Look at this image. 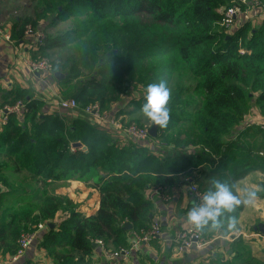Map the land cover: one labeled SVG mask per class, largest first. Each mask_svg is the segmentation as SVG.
Listing matches in <instances>:
<instances>
[{
	"label": "trees",
	"instance_id": "obj_1",
	"mask_svg": "<svg viewBox=\"0 0 264 264\" xmlns=\"http://www.w3.org/2000/svg\"><path fill=\"white\" fill-rule=\"evenodd\" d=\"M233 2L43 0L36 18L15 20L11 38L16 42L25 38L27 25L36 28L42 19L47 20L45 38L36 44L32 59L48 58L54 49L65 51L76 43L77 57L52 64L63 74L59 83L64 96L75 99L79 109L66 110L62 116L47 112L45 101L28 88L3 90L0 105L22 100L28 112L21 117L10 115L0 128V152L13 156L44 183L72 176L97 190L99 208L85 214L64 194L14 208L18 200L33 197L10 181L3 173L7 164L0 161V187H4L0 254H15L22 232L49 222L52 225L41 233L36 246L55 264H84L99 246L98 240L118 249L129 244L130 233L150 227L153 202L147 191L152 188L164 186L175 194L184 186L194 199L191 183L207 192L214 180H220L238 195V181L264 171V131L256 124H243L253 99L264 113V21L258 26L247 22L227 33L218 24L220 9ZM72 16L77 31H48ZM241 48L247 52L241 54ZM158 59L161 63L156 66ZM159 78H165L171 90L167 126L152 121L158 130L154 139L160 144H125L83 112L94 103L108 112L131 87L139 86L145 93L132 103L141 109L146 85ZM181 122L190 125L191 133ZM74 143L81 146L73 147ZM154 145L161 147L160 152L152 150ZM243 206L241 201L231 212H224L221 221L229 222L228 217L236 221ZM59 212L63 218L56 223ZM127 224L132 228L126 230ZM206 229V225L201 228Z\"/></svg>",
	"mask_w": 264,
	"mask_h": 264
},
{
	"label": "crops",
	"instance_id": "obj_2",
	"mask_svg": "<svg viewBox=\"0 0 264 264\" xmlns=\"http://www.w3.org/2000/svg\"><path fill=\"white\" fill-rule=\"evenodd\" d=\"M27 1L21 0V3H24L23 11L20 14L17 13L18 11L14 13L18 14L14 17V21L7 20L9 9L0 7V24L5 30H12L16 19L31 17L30 14H25L31 11ZM1 2L2 0L0 4ZM35 47L31 38L25 37L20 42L12 39V42H8L0 35V100L3 90L20 86L30 91V88L38 89L43 82L41 76L29 72L26 64L21 60L22 55L30 59ZM56 86H59L58 81L55 83ZM44 93L48 94L47 88ZM37 96L47 101L43 96L39 94ZM51 102H49L50 105ZM261 181H264V173L260 171H254L238 181L236 189L244 205L239 218L231 221V224L221 221L216 228H213L211 224L206 225L207 229L202 231L206 245L200 250H188L182 255L175 252L174 239L179 231L193 226L187 219L188 210L195 206L193 197L184 186L179 187L175 194H172L173 199L170 202L163 201L160 196L150 190L147 191V197L153 202L151 224L160 222L163 235L143 245L139 251L134 252L128 260L121 261L120 264H264V228L260 229V225L264 224V187L262 185L261 192ZM253 188L257 191V196L245 203L246 190ZM92 191L93 202L90 198H86L80 204L78 203L80 210L85 214H93L99 208V193L95 189ZM235 231L239 233V236L228 238ZM41 233L20 258L15 260V254L10 253L0 254V264H25L27 261H31L32 264H55L44 249L36 246ZM132 233L128 237V243L132 241ZM84 264H110V262L101 246H97Z\"/></svg>",
	"mask_w": 264,
	"mask_h": 264
},
{
	"label": "built area",
	"instance_id": "obj_3",
	"mask_svg": "<svg viewBox=\"0 0 264 264\" xmlns=\"http://www.w3.org/2000/svg\"><path fill=\"white\" fill-rule=\"evenodd\" d=\"M222 15L221 20L218 24L223 27L227 33H231L234 30H237L242 25L247 22L257 23L258 25L264 21V2L262 0H234L232 5L220 9ZM0 35L8 42H12L11 30H5L0 25ZM24 35L27 38L33 39L35 45L40 43L45 38V33L43 30L35 29L31 24L27 25L24 31ZM247 51L240 49L241 54H245ZM22 62L26 64V67L29 72L32 74H39V77L44 74H52L55 77V69L52 62L48 58H41L38 60L27 59L24 55L21 57ZM52 106L57 110L64 112L66 110L76 111L79 109L78 102L75 99H62L52 100ZM28 112V107L25 101L19 100L14 104H4L0 105V128L4 126L10 115H15L17 117L23 116L24 113ZM84 114L89 116L90 120L93 123L106 126L108 124L114 129L125 132L133 142H140L143 144L147 143H156L159 144L158 140H155L150 133V125H139L136 122H130L127 125L116 119V115L109 117L107 112H104L101 109L99 103H94L87 105L83 108ZM256 125L264 131V120ZM3 189L0 187V196ZM190 190L194 195L195 205L201 204L202 197L206 193L202 191L197 184L191 183ZM150 191L157 196H160L161 199L165 202H170L173 199L172 194L164 186H156ZM49 222L39 223L35 230L33 231H24L20 234L18 238V250L15 253L14 259H18L25 254V252L33 245L37 236L48 229ZM163 235V229L160 222H154L150 225L148 229L134 231L132 233V241L126 246L118 249H111L106 246V244L98 240L97 244L101 246L103 253L108 258L110 264H120L121 261L128 260L134 252L140 250V248L152 241L155 238H160ZM239 233L237 231L232 232L228 238L238 237ZM175 252L179 255H182L188 250H200L205 245L204 234L201 229H197L195 226H190L185 228L182 231H179L174 239Z\"/></svg>",
	"mask_w": 264,
	"mask_h": 264
},
{
	"label": "rangeland",
	"instance_id": "obj_4",
	"mask_svg": "<svg viewBox=\"0 0 264 264\" xmlns=\"http://www.w3.org/2000/svg\"><path fill=\"white\" fill-rule=\"evenodd\" d=\"M43 0H28L27 4L29 7H31V11L25 14H30L32 18H36L37 12L41 9V4ZM24 3H21V0H2L0 7H6L9 9L7 12L8 19L10 21H14V17L20 14L21 11H23V5ZM6 9V10H7ZM22 9V10H21ZM16 11H18V14H14ZM27 16V15H26ZM5 16H3L4 18ZM84 17H81L80 19H83ZM75 17H70L64 21H61L58 23V25L54 29H48V31L55 33L59 31H66V30H73L77 31L79 28L77 26V22L74 21ZM143 21L150 22L149 19L143 18ZM47 23L46 19H42L38 27L35 29L37 30H43V26ZM1 25V24H0ZM252 26H258L257 23H251ZM47 30V28H46ZM235 31V30H234ZM232 31V32H234ZM231 32V33H232ZM75 46V47H74ZM78 50L76 48V43H73V46L67 48L64 50L54 49L51 51L50 56L48 59L53 63H61L63 60L65 61L69 57H77ZM32 59V58H31ZM33 60V59H32ZM155 61V59H154ZM161 63V60L158 59L154 63L156 66H159ZM184 70V67L181 68ZM59 72V71H58ZM178 69L174 70V75L177 76ZM175 78V77H174ZM41 79L43 82L39 86L38 89H32L30 88V93L33 95L39 94L40 96H43L47 101H45L47 107H45V110L47 112H58L62 116H66L64 112L58 111L56 108L52 106V100H60L67 99L64 96V92L61 90V84L59 83V86L55 87V83L57 81L59 82V79L57 77H54L52 74H44L41 76ZM174 84V81H171L169 85L172 87ZM46 88L48 89V94L44 93L46 91ZM44 90V91H43ZM52 90L53 93L51 92ZM144 87L139 86L138 88H132L130 89V92L128 94L124 93L122 98L114 103L112 105V109H110L107 113L109 114V117H112L116 115V119L123 124H126L131 121H136L139 123H142L144 125H150L153 126L152 121L144 114V112L141 109H136V106L132 103V100L135 99V96H137V99L141 98L142 95H144ZM134 96V97H133ZM256 96V95H255ZM38 97V96H37ZM51 102V105L50 103ZM117 105V106H116ZM116 108V109H115ZM115 109V110H114ZM63 113L65 115H63ZM70 116V115H68ZM262 120H264V113L261 110V105L259 103H254V99L252 100L251 107L248 111V114L245 117L244 125L247 123L248 125L260 123ZM183 125V129L187 130L189 133H191V127L189 124H186L184 122H181ZM138 124V123H137ZM106 126L100 125L104 129H107L110 133H112L113 136H115L117 139L121 140L123 143H130L132 140L129 139V137L125 134V132L117 130L109 126L108 124H105ZM185 137V135L183 136ZM187 137V136H186ZM156 144V143H155ZM160 144V142H159ZM152 150L155 152H160L161 147L154 145L151 147ZM0 161H3L7 164L5 169H3V173L17 186L24 188L28 191L29 195L33 197V199H23L18 200L14 203V208H20L22 206H30V205H37L40 204L44 199L47 197L53 196V195H68L71 198L75 199L77 203H81L86 198H90V201L93 202V191L92 188H90L88 185L75 180L72 176L65 181L61 182H49L44 183L43 181L36 179L29 171L23 169L18 161L15 160L13 156H10L4 152H0ZM264 173V171H260ZM264 187V181L260 182V190L262 192V189ZM4 188V187H3ZM237 188V183H236ZM63 218V213L59 212L57 214V217L55 219L56 223H59V221ZM57 225V224H56ZM54 262V261H53Z\"/></svg>",
	"mask_w": 264,
	"mask_h": 264
},
{
	"label": "clouds",
	"instance_id": "obj_5",
	"mask_svg": "<svg viewBox=\"0 0 264 264\" xmlns=\"http://www.w3.org/2000/svg\"><path fill=\"white\" fill-rule=\"evenodd\" d=\"M171 90L167 86L165 78L146 85V102L141 106L144 114L154 123L166 127L169 120V108ZM257 196L255 188L246 190L244 202H250ZM202 203L193 206L187 212L188 221L197 229L211 222L213 228L221 224L224 212H231L233 208L241 203L232 187L226 182L214 180L213 186L203 195ZM231 224L232 217H228Z\"/></svg>",
	"mask_w": 264,
	"mask_h": 264
},
{
	"label": "water",
	"instance_id": "obj_6",
	"mask_svg": "<svg viewBox=\"0 0 264 264\" xmlns=\"http://www.w3.org/2000/svg\"><path fill=\"white\" fill-rule=\"evenodd\" d=\"M55 77H57L60 80L63 77V74L60 73V72H58V71H56L55 72ZM150 133H151V135L153 137H156L157 136L158 130H157V125L156 124H154L153 126H151ZM80 146H81V143H74L73 144V147H80ZM50 225H52V224L50 223ZM131 228H132V226L130 224L125 225V229L126 230L127 229H131ZM262 228H264V224L260 225V229H262ZM96 245L97 244H94V246H96Z\"/></svg>",
	"mask_w": 264,
	"mask_h": 264
}]
</instances>
